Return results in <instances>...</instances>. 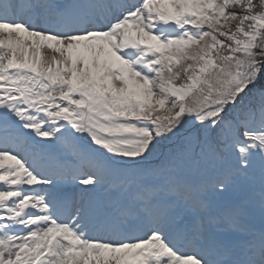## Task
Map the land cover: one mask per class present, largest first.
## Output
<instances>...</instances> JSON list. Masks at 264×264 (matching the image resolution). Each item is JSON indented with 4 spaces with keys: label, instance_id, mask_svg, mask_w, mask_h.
Here are the masks:
<instances>
[{
    "label": "snow or ice",
    "instance_id": "6c2138e0",
    "mask_svg": "<svg viewBox=\"0 0 264 264\" xmlns=\"http://www.w3.org/2000/svg\"><path fill=\"white\" fill-rule=\"evenodd\" d=\"M0 264H264V0H0Z\"/></svg>",
    "mask_w": 264,
    "mask_h": 264
},
{
    "label": "rangeland",
    "instance_id": "374dc122",
    "mask_svg": "<svg viewBox=\"0 0 264 264\" xmlns=\"http://www.w3.org/2000/svg\"><path fill=\"white\" fill-rule=\"evenodd\" d=\"M61 158H62L65 162H69V163L71 162L69 157H65V156L62 155Z\"/></svg>",
    "mask_w": 264,
    "mask_h": 264
}]
</instances>
